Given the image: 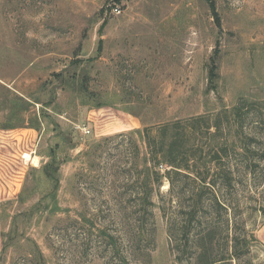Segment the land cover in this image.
<instances>
[{
	"label": "rangeland",
	"instance_id": "1",
	"mask_svg": "<svg viewBox=\"0 0 264 264\" xmlns=\"http://www.w3.org/2000/svg\"><path fill=\"white\" fill-rule=\"evenodd\" d=\"M214 2L220 29L206 0H0V111L44 127L54 175L0 205V264H264V0ZM218 113L193 214L143 130Z\"/></svg>",
	"mask_w": 264,
	"mask_h": 264
},
{
	"label": "trees",
	"instance_id": "2",
	"mask_svg": "<svg viewBox=\"0 0 264 264\" xmlns=\"http://www.w3.org/2000/svg\"><path fill=\"white\" fill-rule=\"evenodd\" d=\"M209 8L211 9L217 27L220 29L221 24L218 15L215 11L214 0H206ZM216 52V50H215ZM209 83L214 82L216 78V59L214 56L211 57L210 68L208 71ZM240 106H234L230 111L224 110L228 114L233 113L234 116L238 114ZM218 116L216 114L211 123L210 118L204 115H198L195 117H189L187 119H176L173 121H167L156 125L153 129L145 128L143 135L146 144L149 148V161L157 165L165 164L164 176L167 177L170 186H173V175H182L185 178H190L196 187L195 189V202L191 206L193 214L198 210L201 195L205 186H208L209 178L208 163L219 160V149H215L214 146L209 145V141L212 137H215V132L212 133L211 138L204 146V141L199 143L197 141V135H199L200 128L205 131H209L210 128H218ZM202 124V126L200 125ZM149 130H154V134L150 135ZM211 134V133H209ZM208 147L209 149H206ZM212 147V148H211ZM161 162V163H160ZM202 167V169L200 168ZM51 163L45 164L41 167L49 177H53V173L50 171ZM205 168V169H204ZM148 169V175L145 178V184L148 186L150 182L158 183L161 175L157 171H153L151 168ZM182 172V174H180ZM21 191L18 195L19 200L22 199ZM149 192L145 190L143 200L147 204H151L148 198Z\"/></svg>",
	"mask_w": 264,
	"mask_h": 264
},
{
	"label": "crops",
	"instance_id": "3",
	"mask_svg": "<svg viewBox=\"0 0 264 264\" xmlns=\"http://www.w3.org/2000/svg\"><path fill=\"white\" fill-rule=\"evenodd\" d=\"M14 107L9 105V109L0 111V205L18 198L28 168L39 167L28 162L30 157L38 156V164H45L44 127L42 131L39 124H31L23 118L11 119L12 114L17 117V109L12 110Z\"/></svg>",
	"mask_w": 264,
	"mask_h": 264
},
{
	"label": "built area",
	"instance_id": "4",
	"mask_svg": "<svg viewBox=\"0 0 264 264\" xmlns=\"http://www.w3.org/2000/svg\"><path fill=\"white\" fill-rule=\"evenodd\" d=\"M73 126H74L75 130L82 132V134L87 135V134H90V132H91L90 128L88 127L87 124H84V123L83 124H78L77 123V124H74Z\"/></svg>",
	"mask_w": 264,
	"mask_h": 264
},
{
	"label": "bare ground",
	"instance_id": "5",
	"mask_svg": "<svg viewBox=\"0 0 264 264\" xmlns=\"http://www.w3.org/2000/svg\"><path fill=\"white\" fill-rule=\"evenodd\" d=\"M37 162H38V158H37V157H35V158H34V160H33V162H32L31 164H32V165H33V164H34V165H38V163H37Z\"/></svg>",
	"mask_w": 264,
	"mask_h": 264
}]
</instances>
